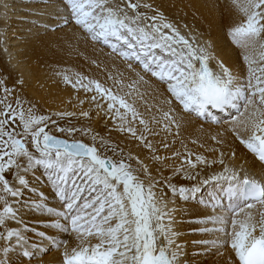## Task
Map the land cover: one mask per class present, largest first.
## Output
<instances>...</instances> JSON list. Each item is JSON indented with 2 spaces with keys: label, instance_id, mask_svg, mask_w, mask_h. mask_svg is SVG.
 I'll use <instances>...</instances> for the list:
<instances>
[{
  "label": "snow or ice",
  "instance_id": "snow-or-ice-1",
  "mask_svg": "<svg viewBox=\"0 0 264 264\" xmlns=\"http://www.w3.org/2000/svg\"><path fill=\"white\" fill-rule=\"evenodd\" d=\"M228 6L240 16L231 65L158 0H49L48 30L71 29L105 79L56 72L78 111L50 113L22 96V78L0 79V264L49 249L62 264H189L185 217L193 256L264 264V0Z\"/></svg>",
  "mask_w": 264,
  "mask_h": 264
},
{
  "label": "bare ground",
  "instance_id": "bare-ground-1",
  "mask_svg": "<svg viewBox=\"0 0 264 264\" xmlns=\"http://www.w3.org/2000/svg\"><path fill=\"white\" fill-rule=\"evenodd\" d=\"M37 1L39 3H29ZM162 4L163 11L174 21L181 24L187 23L191 28L193 25L199 31H202L205 40L212 42L214 52L217 58L223 59L231 65L238 61L240 49L236 48L227 37L229 25L240 20V16L229 7V0H158ZM7 4V14L2 7ZM218 3L219 8H213L211 5ZM49 0H0V79H7L9 86L17 79L25 81L22 96L29 100L38 102L41 112H53L58 110L78 111L74 109L69 100L76 93L70 87L65 85L62 80L55 75L56 72L67 71L69 75L80 72L101 80L105 79V74L100 71L91 59L96 54L91 47H85L83 44L76 45L72 39L71 29L53 33L49 31L51 18L42 16L41 13L46 10ZM63 35L65 48L55 49L52 41L55 36ZM215 67V62L212 64ZM83 97V93H80ZM74 103V101H73ZM88 107L87 104L84 105ZM76 123V121H73ZM80 123L89 122L81 119ZM91 127L101 133H105L104 122L102 119H96L93 113ZM199 126H191L188 133L192 136H200L196 130ZM114 139H119L118 134H113ZM85 142L91 143L90 137H84ZM123 143V141H121ZM180 148L179 142L176 144ZM190 147L200 151L194 145ZM237 164L241 162V152L237 153ZM248 164H252L253 157L247 155ZM257 178H260L259 164L256 162L255 169ZM41 187H43L41 185ZM47 195L49 189H43ZM206 195V193H205ZM50 205L55 201L49 196ZM196 211L195 207L190 209L191 213ZM180 229L184 234L179 237L180 243L187 245L189 264H224L227 259V253L224 257L193 256L194 251H199L192 245L194 238L190 233L187 220ZM26 222L30 227L39 231H44L43 223L38 222L35 217H27ZM71 241V237H68ZM61 250H51L43 256L42 261L37 264H62Z\"/></svg>",
  "mask_w": 264,
  "mask_h": 264
},
{
  "label": "rangeland",
  "instance_id": "rangeland-1",
  "mask_svg": "<svg viewBox=\"0 0 264 264\" xmlns=\"http://www.w3.org/2000/svg\"><path fill=\"white\" fill-rule=\"evenodd\" d=\"M29 3H39L37 1H32V2H29ZM52 46L55 48V49H63V50H67V48H65V40H63V35L61 36H55L53 41H52Z\"/></svg>",
  "mask_w": 264,
  "mask_h": 264
}]
</instances>
